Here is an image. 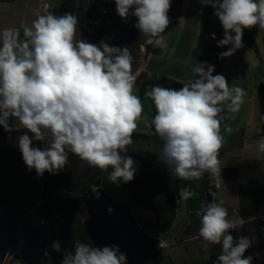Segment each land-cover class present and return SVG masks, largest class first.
<instances>
[{"label":"clouds","instance_id":"1","mask_svg":"<svg viewBox=\"0 0 264 264\" xmlns=\"http://www.w3.org/2000/svg\"><path fill=\"white\" fill-rule=\"evenodd\" d=\"M171 2L115 0V6L122 19L136 18L133 26L146 45L166 50ZM205 5L214 9L223 28L217 46H231L219 54L221 59L244 46V29L264 30V0H208ZM78 23L71 12H47L22 26L23 38L20 29L0 31V126L12 132L10 121L15 118L27 130L18 137L17 146L28 170H35L38 177L45 172L58 174L71 153L89 167L108 172L110 182L128 183L138 165L126 153L144 112L141 98L134 94L133 58L127 46L77 40ZM211 38L216 39L215 33ZM214 71V65L194 62L195 78L179 90L156 84L144 92L155 107L152 124L163 141L160 159L179 180H199L205 173L221 175L218 157L225 118L221 114L238 112L247 95L239 86L230 87L224 75H213ZM34 141H46L47 146H35ZM258 150L264 153V138ZM91 190L99 199L98 188ZM178 195L188 200L197 194L181 187ZM210 195L212 202L197 212L202 246H221L213 264H252L253 257L244 256L252 240L230 234L246 220L239 214L236 220L228 219L223 201L217 200L215 192ZM52 248L61 251L58 241ZM61 264H127V257L115 245L98 247L77 240L74 249L63 252Z\"/></svg>","mask_w":264,"mask_h":264},{"label":"trees","instance_id":"2","mask_svg":"<svg viewBox=\"0 0 264 264\" xmlns=\"http://www.w3.org/2000/svg\"><path fill=\"white\" fill-rule=\"evenodd\" d=\"M12 1L17 0H6V2ZM81 3L82 0H64L56 10V15L71 12L78 17L77 5ZM182 4L183 0H172L168 13L170 18L180 16ZM78 19L81 22L84 20L81 16ZM84 27L91 33L89 38H85L88 42L99 44L101 40H105L112 46H127L133 60L140 59L136 51L141 46L145 47L147 53L155 55L161 53V48L146 45L145 38L136 28L115 30L107 27L106 24L91 27L89 23ZM20 32L23 38V31ZM255 35L254 27L244 29L245 41L259 55L260 50ZM220 39H223V35H218L215 39L217 58L213 75L219 73L225 60V58L221 59L219 54L227 51L229 47V45L218 47L217 41ZM135 83L139 86L159 84L176 90L183 87L181 82L146 72H142ZM10 123L13 128L10 133L0 126V206L4 209L3 224L0 226V252L9 248L13 237L17 234L18 218L23 210L27 211L32 205L39 204L42 214L47 213L46 216L44 215L45 219L52 220L50 216L60 215L64 221L54 233L55 239L61 245V251L49 250V256H41L37 264H61L63 252L74 249L77 240L98 247L115 245L126 255L127 264H159V241L143 231L128 205L115 202L101 189L100 182L102 179H107L108 172L89 167L69 153L68 164L62 171L58 174L45 172L43 177H38L35 170H28L17 146L18 137L27 130L17 129L15 118L11 119ZM244 136V131L235 135L219 152L218 158L227 150L241 146ZM34 145L46 147L47 142L34 141ZM126 154L136 161L138 168L131 182H121L119 185L137 206L154 214L156 224L162 232L170 231L177 217V207L175 196L170 189L167 165L162 163L159 154L153 152L127 150ZM210 176V173H205L206 186L210 185ZM92 186L98 188L99 199L96 198V193L92 192ZM109 208L114 211L110 213ZM255 229L253 232L244 227L230 230V234L235 239L243 235L252 240V246L244 254L245 258L252 256L255 251L264 249V226ZM38 235L44 237L42 232H38L36 235L32 234L34 240H37ZM193 264H213V261Z\"/></svg>","mask_w":264,"mask_h":264},{"label":"crops","instance_id":"3","mask_svg":"<svg viewBox=\"0 0 264 264\" xmlns=\"http://www.w3.org/2000/svg\"><path fill=\"white\" fill-rule=\"evenodd\" d=\"M0 2L24 3L21 26L30 25L38 15H41L37 14L40 4L36 0L12 2L0 0ZM213 12L203 8L200 1L193 4L192 0H183L180 16L170 18V24L164 33L167 37V49H161L158 55L147 53L146 49L141 51L144 57L132 62L133 74L138 78L142 72H146L150 75L171 78L183 84L195 78L192 72L194 62L214 65L217 50L215 40L211 36L213 33L215 36L223 35V28ZM255 28L257 29L255 40L260 54H256L243 35L244 46L231 57L225 58L218 73L226 77L230 87L239 86L247 92L238 112L221 114L225 117L221 121V135L224 141L222 148L235 135L244 131L242 145L235 146L221 155L219 158L221 175L211 174L209 186L205 185V174L199 180L183 181L177 179L174 169L167 165L170 189L175 196L177 207V217L170 231L162 232L156 224L154 214L137 206L119 184L112 183L108 179H102L100 182L101 189L112 200L131 208L134 219L148 236L173 244L171 249L160 250L159 264L211 262L221 253L219 245L209 244L205 249L202 246V238L198 235L200 217L197 216V212L205 203H210L206 192L208 187H213L212 192L216 193L217 200L223 201V206L229 212L228 219L236 220L237 214L246 222L264 217V153L258 150V145L264 138V135L260 134L258 97V86L261 81H258V75L252 72L253 69L264 65V36L262 43H259L257 37L259 28ZM21 30L23 31L22 27ZM261 32L263 33V30ZM150 89L151 86H139L135 83L134 94L141 98L144 112L128 150H145L160 155L163 141L155 133L152 124L155 107L152 101L144 96V92ZM229 116L232 118H228ZM217 181L220 182L218 188ZM181 187H187L197 195L188 200L180 199L178 193ZM164 252L167 260L163 258Z\"/></svg>","mask_w":264,"mask_h":264},{"label":"rangeland","instance_id":"4","mask_svg":"<svg viewBox=\"0 0 264 264\" xmlns=\"http://www.w3.org/2000/svg\"><path fill=\"white\" fill-rule=\"evenodd\" d=\"M37 3H39V11L37 14H46L47 12H52L56 14V10L61 6V4L64 2V0H36ZM198 1L201 2V6L207 10H213L214 9L210 5L207 4L208 0H192L193 4L198 3ZM112 2V0H111ZM112 4L108 0H82V3L77 5V14L78 18H83L84 20L81 22L79 21V25L77 27L76 32V39L79 40L80 38H89L90 31L84 27L86 23H89V26L92 27V19L95 17H101L102 13V7L104 5ZM23 2H14V3H3L0 2V31H3L7 28H15L21 30L22 25V19H23ZM38 5V4H37ZM114 5V4H112ZM122 19V18H120ZM80 20V19H79ZM106 22V21H105ZM136 23V18H128L127 20H118L117 22H114L110 25H107V27L114 28L115 30H123V29H129V28H135L133 25ZM105 24V23H104ZM255 28V27H254ZM256 34H257V29ZM262 36H264V30L263 33L261 30L258 32V41L259 43H262ZM264 44V42H263ZM145 48L141 46V48L136 51V53L139 54V57H144L143 54H141V51H144ZM260 50V49H259ZM252 72H255V74L258 75V81H261V83H264V65L259 66L257 69H253ZM260 118H261V111L259 112ZM15 127L17 129H23V127L19 124L18 120L15 119ZM3 213L4 209L2 206H0V226L3 224ZM47 215V213L42 214L41 212V205L36 204L32 205L31 207L27 208V211L23 210L22 215L18 218L19 225L17 228L16 233L22 231L26 234V236L30 239V247L27 250H24L22 252V255L20 257L14 256L13 259H20L22 264H37L41 258V256L44 255L45 252H48L49 250H53L52 243L54 241H57L56 235L50 236L45 235L44 237L38 235L37 240H34L33 235L40 233V231L37 229V221L39 218H44ZM50 219H54L56 223L53 224H62L64 221V218L59 216H50ZM259 226H264V217L259 218L253 221L246 222L244 224V228L253 232L256 230L255 228H258ZM242 227V228H243ZM60 228V227H59ZM55 229V228H54ZM52 229V231H54ZM48 234H50L48 232ZM15 236L13 237L12 242L15 240ZM11 242V243H12ZM160 250V249H159ZM258 257L257 252H254L253 255V261L252 264L255 263L256 258ZM164 260H167L166 252H164L163 255Z\"/></svg>","mask_w":264,"mask_h":264},{"label":"built area","instance_id":"5","mask_svg":"<svg viewBox=\"0 0 264 264\" xmlns=\"http://www.w3.org/2000/svg\"><path fill=\"white\" fill-rule=\"evenodd\" d=\"M110 3L114 4H108L104 5L102 7V13L101 17H95L92 19V26L93 27H99L102 24L110 25L111 22H117L121 17L116 12V6H115V0H108ZM130 18H135L134 16H130ZM106 21V22H105ZM219 181L216 182V187H219ZM56 223L54 219L48 220L45 218H39L37 221V229L42 232L45 235L53 236L56 231H58L61 224H53ZM55 228V229H54ZM54 229V231H52ZM48 232L50 234H48ZM15 240L12 242L9 246V248L3 252H0V264H22L20 259H13L14 256L20 257L22 255V252L24 250L29 249L30 247V239L26 236V234L22 231L18 232V234L15 235ZM173 247V244H170L165 241H159L158 248L160 250H167L171 249ZM258 254V257L255 260L254 264H264V249L256 251ZM167 264H173L172 262H168Z\"/></svg>","mask_w":264,"mask_h":264},{"label":"water","instance_id":"6","mask_svg":"<svg viewBox=\"0 0 264 264\" xmlns=\"http://www.w3.org/2000/svg\"><path fill=\"white\" fill-rule=\"evenodd\" d=\"M258 97H259V106H260V111H261L260 134L264 135V83H261L258 86ZM212 190H213V187L206 188L209 202H212L213 200V197L210 195Z\"/></svg>","mask_w":264,"mask_h":264}]
</instances>
